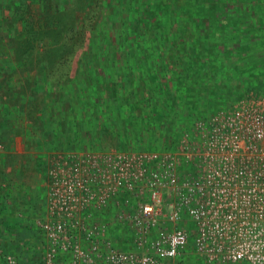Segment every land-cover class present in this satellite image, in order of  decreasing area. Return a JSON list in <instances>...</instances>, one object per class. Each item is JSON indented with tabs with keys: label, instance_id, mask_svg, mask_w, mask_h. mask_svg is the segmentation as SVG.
I'll return each mask as SVG.
<instances>
[{
	"label": "rangeland",
	"instance_id": "374dc122",
	"mask_svg": "<svg viewBox=\"0 0 264 264\" xmlns=\"http://www.w3.org/2000/svg\"><path fill=\"white\" fill-rule=\"evenodd\" d=\"M112 1L106 0L105 3L112 5ZM207 1L212 3V0H134L136 7L123 10L120 22L125 21L129 29L138 20L154 30L159 38V35L166 37L164 41L162 38L158 42L150 41L149 33L144 36L140 28L137 36H133L130 30L123 35H127V40L117 41L113 50L119 51L117 58L112 51L106 55H88L84 63L87 69L94 66V62L103 65L102 71H113L114 74L119 73L118 70L130 71L128 66L132 67L133 74L128 75V80L122 79L123 83L115 81L120 85L119 95L122 97L113 101L111 109L115 113L112 112L111 116L91 119L88 112L95 105L94 100L90 103L88 96L83 101L75 100V110L82 119L64 118L62 131L54 133L53 137L50 134L52 129L46 128V120L53 123L61 120L63 113L58 115V108L66 110L71 106L69 102L74 94L92 85H82L78 81L56 88L44 86L46 93H52V98L44 97V102L26 96L23 87L13 82L0 88V109L8 113L3 105L8 107L12 103L9 113L15 118L11 127L12 138L6 132L4 134L9 140L6 143L5 139L6 144L0 143V198H5L4 194L12 197L8 202L14 205L15 213L13 217L5 215V219L17 224L10 230L9 239L0 234V264H69L72 250L67 246L68 242L73 244L72 241H76L75 244L91 254L92 244L86 239L91 231L95 235L94 244L98 252L92 253L91 258L96 264H109L106 256L111 250L136 259L167 231L186 228L196 233L195 225L190 222H164L147 231L144 224L135 228L132 220L142 217L141 210L149 199L153 173L161 172L172 162L175 172L190 179L197 176L199 169L207 173L208 158L205 155L210 150L212 129H221L224 133L227 130L225 123L228 126L227 118L231 117V124L235 115L249 112L264 114V39L249 41V31L224 32L226 24L219 29L222 33L203 31L215 24L210 17L223 20L224 14L226 17L240 14L244 18L252 15L250 8L262 10L264 0L257 5L254 1L259 0H214L221 9H212L216 4L207 7L210 14L206 11L208 20L205 21L197 18L189 4ZM18 3L29 1L18 0ZM32 3L36 7L29 6V10L42 16L41 6L36 0ZM230 3H247L249 6L244 9L238 7L239 12L235 13ZM16 11L15 8L10 15L7 12L3 14L11 17ZM108 16L106 9L102 19L98 20L101 30H96V36L103 29H109L104 27ZM244 20L249 21V17ZM112 23L110 20V27ZM158 23L162 29L158 28ZM104 38L105 35L97 37V40L101 42ZM121 45L127 49L126 68L119 59L120 53L123 54ZM149 46L154 51V63L153 67L145 68L146 64L138 61L142 53L136 49L140 47L141 52H145ZM200 46L204 47L203 50L199 49ZM167 48L171 50L166 51ZM78 63L81 64L76 62L75 69L79 67ZM148 71L154 74L149 76ZM30 85H24L28 93H36L39 87ZM93 86L86 90V95L87 91L93 94L98 89L97 85ZM140 88L147 90L146 95L152 99L151 102L145 104L142 101L140 105L132 99L134 94H138L136 99L141 102ZM180 89L183 92L177 95ZM20 93L22 98L19 101L32 106L24 115H20L17 109ZM130 97L132 101L127 103L132 113L118 116L117 112L125 111L123 101ZM160 99H165V103H159ZM19 124L22 125L20 129ZM45 131L48 134L44 136ZM241 135L244 136L243 133ZM36 139L35 143L38 140L41 143L36 145ZM116 178H121L124 184L117 186ZM54 224L63 228L57 235V241L50 235L52 231L49 228ZM64 238L68 240L67 244H63ZM139 243L142 246H138ZM194 245L191 239L180 261L224 264L207 261L197 253Z\"/></svg>",
	"mask_w": 264,
	"mask_h": 264
},
{
	"label": "trees",
	"instance_id": "16d2710c",
	"mask_svg": "<svg viewBox=\"0 0 264 264\" xmlns=\"http://www.w3.org/2000/svg\"><path fill=\"white\" fill-rule=\"evenodd\" d=\"M3 1L0 3V88L4 87L5 84L13 82L18 84V87H23V91L27 94L26 96L35 99V101L44 102V97L52 98V93H46L44 86H55L56 88V86L59 87L62 84L77 83L78 81H80L82 85L86 86L97 85L96 87L98 89L93 91V94L87 91L86 95V90H90V87L92 86H89L87 89H84V91H81L78 94H74L69 102L72 104L66 108V110H62L61 107L57 110L58 100L56 101L55 108L59 112L56 113L58 115L63 113V116H60L61 120L58 119L54 123L53 121H48V119L45 123L47 129L48 127L52 129L50 134L53 135L54 133H60L62 131L64 118L66 120H71L76 117L80 120L82 119L80 114H78L75 110L73 104V101L75 100L83 101L87 96L89 98L87 99L89 101L91 100L90 103L94 100L95 105H93L91 109L92 113L91 110L88 112L89 115L91 114V119L95 117L100 119L102 117H106L108 114L111 116L112 112L115 113V110L111 109L112 103L115 99L122 97L119 95L120 85H118L115 81L123 83L124 80H128V75L132 76L133 74L132 67H130V65L128 66V70L130 71H127V69L121 71L118 70L119 73L117 74H114L113 71L110 73L108 70L102 71L103 65H98L97 62H94V66L87 69L84 66V63L87 61L86 58L90 55V53L106 55L105 53L110 54L109 51H112L113 56L117 58L116 54H118L119 51H113L117 41L119 42L122 38L127 40V35L126 37L123 35L125 32L128 33L130 30L133 36H137L139 28L141 32L145 33L144 36L149 33L148 39L150 41L156 40V42H158L161 41L160 38L164 41L166 37L164 36L163 38L159 35V38L154 30L148 28L147 25H142L144 23H141V21L139 23L138 20V23L135 22L131 26V29L126 26L125 21L120 22L121 14H123V10H125V8L130 10L131 8L136 7L134 0H130V3H127V0H114L111 2L112 5L108 6L105 3L106 0H64L65 3H57V1L60 0H54L55 3H53V0H36L37 5L39 7L41 6L42 16H39L37 12L32 13L29 10V6L33 8L36 7V5L32 3L33 0H28L29 3H18V0L17 3L15 0ZM10 1H12V3H10ZM39 2H44L46 5L42 6V3ZM254 2H256V5L258 3H263L262 0ZM212 4L215 5L216 1L212 0V3H208V1L207 3H191L189 4V8L194 9L197 14V18H203L206 21L208 20L206 11H209L208 14H210V9L207 7H211ZM218 4L219 3L216 4L217 6H212V9L213 7L221 9ZM230 5H232L231 7H234L233 10H235V13L239 12L238 7L244 9L246 6H249L247 3H230ZM138 6L139 5H137V7ZM15 8L17 11L15 14H11L12 18L3 14V12H7L8 15H10V13L15 11ZM106 9L109 14V19L106 21L104 27L108 26L109 29H103L100 34L97 33L96 36V30H101L98 25V20L102 19ZM250 9L251 11L249 13L252 12V15L246 16L249 17V21H245L244 18L246 17L243 18L240 14L232 15L230 17H226V14H224L223 20H219L216 16L210 17V19L215 21V24H213V26H207V31L204 29L203 31L205 33H222L219 29L221 26L226 24V27H223L224 32L226 30H232L234 33L249 31V41H260L262 38L264 39V8L262 10L258 8ZM200 13L201 15H198ZM190 19L191 18L188 16L189 21ZM110 20L113 21L111 27L108 24ZM191 22L196 24V21L192 20ZM158 28L162 29L160 23H158ZM106 29L107 31H105ZM144 29L146 31H143ZM103 35H105V38L101 39V42H99L97 37H101ZM149 40L148 42H150ZM198 40H200V38ZM196 42H199L200 44L201 41ZM193 43L195 45L194 41ZM142 45L143 44H140L143 48ZM149 45H151V42ZM254 45H251L252 48ZM262 45L264 47V43ZM133 47L136 48V46ZM179 48L185 49L184 47ZM179 48H177V50ZM203 48L204 47L200 46L199 49L203 50ZM91 49L93 52H91ZM120 49L123 50V54L120 53L121 55L119 59L122 60V63L124 64L123 67L126 68L125 66H127L126 60H128V55H125V53L127 49H123L122 45ZM145 49V52H141L142 49H140V47L136 49L142 53L139 56L138 61L146 64L145 68L153 67L154 51L151 49V46ZM160 50H164V48H160ZM169 50H171V48L166 49V51ZM76 62H81V64L78 63L79 67L75 69L74 64ZM149 63H151V65H149ZM217 65L221 66V64ZM244 72L246 73L247 69H245ZM153 74L154 73H149V76ZM26 84H32L33 86L37 85L39 87L38 91L33 94L28 93V85L27 87L24 86ZM140 91L141 93L139 94L143 95L141 102L144 101V103L147 104V102L152 101V99L147 97V90L145 88H140ZM179 92H183V89L177 91L176 94L178 95ZM137 97L138 94H134V98L130 97L129 99L124 100L123 108L125 111L117 112V115H125L129 112L130 114L132 113L127 101H132L133 99L140 105L143 104V102L141 103L139 99H136ZM20 98H22L21 93L18 95V102H20L18 104L20 106H18L17 109L19 110L20 115H24L29 109H32V106H30L29 103L19 101ZM159 103H165V99H160ZM3 106L8 109V113H4L2 109H0V143L6 144L9 140L7 134H9V137L12 138L11 127L13 126L12 124L15 118L9 113L13 108V104L11 103L8 107L6 105ZM86 119L89 120V118ZM18 127L20 129L22 125L19 124ZM10 131L11 133H8ZM6 132L7 134L5 136L4 133ZM14 133L16 134L17 132ZM34 134L36 135V130ZM46 134H48V131H45L44 136ZM53 137H55V135ZM36 141L37 139L34 140V143ZM40 143L41 142L38 140L35 144L38 145ZM4 196L5 198H0V234H4V238L9 239L8 237L11 234L10 230L17 224H13L12 220L9 218L5 219V215L13 217L12 214L15 213V211L13 210L14 205L8 202V200H12V197L8 198L6 194H4ZM7 202L9 209L7 208Z\"/></svg>",
	"mask_w": 264,
	"mask_h": 264
},
{
	"label": "built area",
	"instance_id": "2783aa9c",
	"mask_svg": "<svg viewBox=\"0 0 264 264\" xmlns=\"http://www.w3.org/2000/svg\"><path fill=\"white\" fill-rule=\"evenodd\" d=\"M227 121L224 133L211 131L210 150L205 155L207 173L199 169L190 179L175 172L173 162L168 163L166 169L152 174L142 217L132 220L135 228L144 224L147 231L164 222H190L196 233L186 228L167 231L136 259L110 249L109 264H188L179 258L191 239L197 253L211 263L264 264V114L249 112L235 115L231 124V117ZM116 182L119 187L124 184L121 178ZM49 229L57 241L62 225ZM92 232L86 239L92 253L98 254ZM75 242L67 244L72 250L69 264H96L92 253Z\"/></svg>",
	"mask_w": 264,
	"mask_h": 264
},
{
	"label": "crops",
	"instance_id": "0c3cea01",
	"mask_svg": "<svg viewBox=\"0 0 264 264\" xmlns=\"http://www.w3.org/2000/svg\"><path fill=\"white\" fill-rule=\"evenodd\" d=\"M5 150H6V148H5Z\"/></svg>",
	"mask_w": 264,
	"mask_h": 264
}]
</instances>
